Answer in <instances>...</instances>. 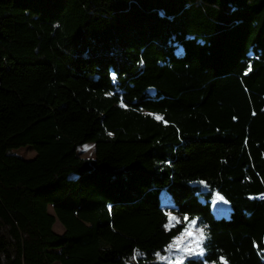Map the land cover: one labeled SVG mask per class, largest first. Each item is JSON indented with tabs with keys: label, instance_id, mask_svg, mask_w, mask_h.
I'll use <instances>...</instances> for the list:
<instances>
[{
	"label": "trees",
	"instance_id": "trees-1",
	"mask_svg": "<svg viewBox=\"0 0 264 264\" xmlns=\"http://www.w3.org/2000/svg\"><path fill=\"white\" fill-rule=\"evenodd\" d=\"M192 220L183 264H264V0H0V264H152Z\"/></svg>",
	"mask_w": 264,
	"mask_h": 264
},
{
	"label": "rangeland",
	"instance_id": "rangeland-1",
	"mask_svg": "<svg viewBox=\"0 0 264 264\" xmlns=\"http://www.w3.org/2000/svg\"><path fill=\"white\" fill-rule=\"evenodd\" d=\"M85 146L88 150L85 151ZM14 154L24 159H33L37 155V151L32 145L22 146L12 150ZM79 155L82 158H95L96 144L87 142L79 147ZM164 204H168V200H164ZM174 206L169 204V218L167 227H173L181 223L180 216L175 212ZM214 212L218 217L227 216L229 206L227 202L220 196L216 197L213 202ZM53 212V210H51ZM55 231L62 233L65 227L59 220L54 225ZM206 240V229L198 220H192L187 223L185 231L176 237L164 251L158 253L152 260V264H183L189 257H202L204 254V242Z\"/></svg>",
	"mask_w": 264,
	"mask_h": 264
},
{
	"label": "snow or ice",
	"instance_id": "snow-or-ice-1",
	"mask_svg": "<svg viewBox=\"0 0 264 264\" xmlns=\"http://www.w3.org/2000/svg\"><path fill=\"white\" fill-rule=\"evenodd\" d=\"M250 70V69H249ZM88 150V148H87V146H85V151H87Z\"/></svg>",
	"mask_w": 264,
	"mask_h": 264
}]
</instances>
